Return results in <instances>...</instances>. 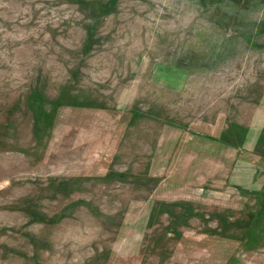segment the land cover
<instances>
[{"label":"rangeland","instance_id":"374dc122","mask_svg":"<svg viewBox=\"0 0 264 264\" xmlns=\"http://www.w3.org/2000/svg\"><path fill=\"white\" fill-rule=\"evenodd\" d=\"M0 264H264V0H0Z\"/></svg>","mask_w":264,"mask_h":264}]
</instances>
